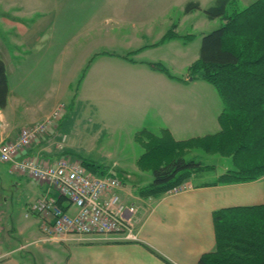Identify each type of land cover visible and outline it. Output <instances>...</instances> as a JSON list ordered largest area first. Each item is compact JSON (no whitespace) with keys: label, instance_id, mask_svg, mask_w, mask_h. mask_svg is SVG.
I'll return each instance as SVG.
<instances>
[{"label":"rangeland","instance_id":"rangeland-1","mask_svg":"<svg viewBox=\"0 0 264 264\" xmlns=\"http://www.w3.org/2000/svg\"><path fill=\"white\" fill-rule=\"evenodd\" d=\"M10 1L0 0V8L9 6ZM24 1L34 4L33 0ZM48 1L35 0L44 6L41 15L35 14L37 8L23 11L28 23L38 19V26L46 23L43 26L45 40L38 42L40 54L46 52L44 55L37 57L33 50H20L13 56L19 42L14 37H6L4 31L8 27L0 26V54L8 64L11 98L26 100L29 97L37 108H43L42 117L52 112L53 103H66L67 109L57 125H52L49 133L31 142V146L46 137L49 144L46 149H51L50 144L54 143L60 157H78L98 163L105 174L121 176L128 186L147 185L153 180V173L150 168H141L139 162L151 140L146 130L161 133L171 126L174 134L168 130L173 137L190 139L192 135L220 129L218 115L224 102L218 89L206 79L189 76L188 71L189 64L199 57L203 35L222 22L219 18L209 19L205 12L217 0H200V8L187 14L184 8L189 0H56V3L61 1L57 12L50 11L53 7H47ZM233 1L232 7L242 9L255 0ZM170 29L179 35L160 41ZM142 46V50L135 51ZM154 62L164 64L178 78H171L153 67ZM39 99L46 104L39 105ZM40 113L21 115L12 125L35 122L32 119ZM65 134L62 149L59 144ZM194 152L204 165L211 166L198 170L194 176L197 182L216 180L233 165L229 156L200 148ZM35 154L53 161L44 152ZM7 165L9 162H0L3 180L10 183L21 178L35 186L26 176L9 173ZM183 183L187 186L176 188ZM180 185L170 191L192 187L184 181ZM9 188L11 192L6 200L2 194L7 190L0 192L1 233H6L5 226L8 231L11 225L16 240L3 238L2 247L11 249L25 243L18 249L25 250L27 244L33 255L30 252L23 255L32 259V263L66 264V247L59 245L64 249L59 261L55 259L58 245L48 243L45 249L39 250L36 242H27L40 233L38 220L26 218L24 214L25 204L32 195L22 186ZM33 225V234L28 237L20 234V228Z\"/></svg>","mask_w":264,"mask_h":264},{"label":"trees","instance_id":"trees-1","mask_svg":"<svg viewBox=\"0 0 264 264\" xmlns=\"http://www.w3.org/2000/svg\"><path fill=\"white\" fill-rule=\"evenodd\" d=\"M233 3L217 0L205 9L209 19L222 22L203 35L199 57L188 66L189 76L206 79L218 89L224 102L218 115L220 129L181 140L168 129L161 133L146 130L151 140L139 162L144 170L151 169L153 180L139 188L143 197L159 198L194 172L211 167L198 159L197 148L232 158L233 165L218 176L216 183L264 179V0H255L242 9L232 7ZM198 8L200 0H189L184 12ZM169 31L160 41L179 35ZM151 65L178 78L162 63ZM8 94L6 63L0 55V108H5ZM81 160L88 170L105 173L100 164ZM58 201L65 200L60 196ZM213 217L216 245L197 264H264V203L222 207Z\"/></svg>","mask_w":264,"mask_h":264},{"label":"crops","instance_id":"crops-1","mask_svg":"<svg viewBox=\"0 0 264 264\" xmlns=\"http://www.w3.org/2000/svg\"><path fill=\"white\" fill-rule=\"evenodd\" d=\"M33 2L34 4H27L24 0H17L15 2L11 0L8 3L9 6L0 8V26L3 25L2 27H8V29L4 31L6 37H14L15 41L19 42L12 53L13 56L20 53V50L25 52L33 50V53H35L37 57L46 53L40 54L41 44L38 43L39 41L45 40V36H43L45 27L43 26H45L46 23H41L38 26L37 23L39 19L37 20L38 22L28 23L25 12H23L26 9L37 8L38 10L35 14L41 15L43 12L41 7L44 6H41V4L35 2V0H33ZM60 2L61 1H58L56 3V0H50L47 2V7H53L50 11L57 12L56 9L59 8ZM29 20L32 19L29 18ZM33 24L37 26L35 27ZM39 30L41 32L37 34ZM2 58L4 59V63H6L5 58ZM7 66L8 64L6 63V73ZM68 84L71 86V83ZM8 86V102L5 108H0V141H6L17 137L20 128L26 124H17L13 126L12 123L14 120H17L18 117H21V115L24 117V114H39V112H41V116L37 115L38 117L32 119L33 121L40 119L43 115V108H39V106L37 108L35 102L29 99L28 95V99L26 100L14 96L13 99L11 98L12 89L9 85V77ZM37 103H39V105L42 104L40 99ZM44 104H46V102ZM54 104L55 103H53L52 106ZM51 107L49 110H51ZM195 114L198 116L197 113ZM187 121L190 122V117L187 118ZM187 121L185 122L184 120L185 123H187ZM168 129L174 134L173 127L169 126ZM42 138L44 139L38 140L36 142L38 144L35 143L30 146L25 152L29 155L35 153L41 154L44 152L46 153L45 155H47L46 157L51 160L59 158L61 154L55 151V149H58L56 145L52 143L50 144L51 149H46L49 147V144L46 143V137ZM176 139L181 140L185 138ZM44 149L54 152L49 153ZM7 168L9 173L16 174L15 176L17 177L26 176V178L32 179L35 184V186L29 185L21 178H17L18 180H16V182L7 183L6 180H3L0 176V192H2L1 189L7 190L6 194L2 192L3 200L9 197L8 194L11 192L9 187L11 185L14 186V189L22 186V188L29 192V195H32L28 203L25 201L26 206L24 214L26 218L38 220L37 225L39 226L40 233L34 236L33 240L27 242H36V245H38L36 248L39 250L45 249L44 246L48 243L66 247V264H197L202 255L208 253L209 250L213 249L216 245L214 211L222 207H230L233 205L264 203L263 178L241 183H216L214 182L216 180L197 182L194 179L197 172H194L192 176L187 179L188 181H184L191 184L193 188L191 187L178 192H171L168 190L160 195L159 198L153 196L143 197L139 195V188L146 185L136 184L128 186L124 180L120 194L125 203L134 206L136 209L132 214V219L134 221L133 232L136 233L135 238L104 241L83 239H71L69 241L47 240L45 242L40 240L44 239L45 236L41 235L39 215L29 210L32 201L43 194L45 185L40 184L32 177L29 178L27 174L11 172L8 165ZM1 174L2 170L0 171V175ZM36 189L39 190V192ZM35 194H37V197ZM6 224L7 223H5L4 226ZM10 227L11 229L7 231L5 226L4 230H6V233H4V231L0 233V250L3 253L0 257V264H34L32 263V259L30 260L29 257L23 255L24 252L33 255V251L28 249L27 244L24 245L26 249L22 251L18 248L25 243L19 244L11 249H4L2 247L3 238H7L10 241L11 239H14V241L16 240V238L12 236V226L10 225ZM33 228L34 225L33 227L23 226L20 228V234L23 233V235H25L24 237H28V235L34 233ZM59 247L58 249L60 250L61 246ZM59 250L56 252L55 259L60 261L59 257L61 252H64V249L62 248L60 251Z\"/></svg>","mask_w":264,"mask_h":264},{"label":"built area","instance_id":"built-area-1","mask_svg":"<svg viewBox=\"0 0 264 264\" xmlns=\"http://www.w3.org/2000/svg\"><path fill=\"white\" fill-rule=\"evenodd\" d=\"M53 108L49 115L22 126L14 139L0 141V161L9 162L11 172L27 174L45 185L43 194L29 207L32 213L39 215L40 230L45 236L40 240L135 238L132 214L136 209L121 198L124 182L119 175H98L88 170L78 157L61 156L50 162L37 154L25 152L31 142L48 134L52 125H57L67 109L64 101L55 103ZM65 139L66 134L59 144L62 149ZM186 186L183 183L176 188ZM60 196L65 200L62 203L58 201ZM1 220L0 215V232Z\"/></svg>","mask_w":264,"mask_h":264}]
</instances>
